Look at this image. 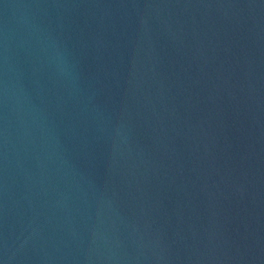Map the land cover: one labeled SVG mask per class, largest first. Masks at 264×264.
<instances>
[{"label":"water","instance_id":"water-1","mask_svg":"<svg viewBox=\"0 0 264 264\" xmlns=\"http://www.w3.org/2000/svg\"><path fill=\"white\" fill-rule=\"evenodd\" d=\"M0 264H264V0H0Z\"/></svg>","mask_w":264,"mask_h":264}]
</instances>
